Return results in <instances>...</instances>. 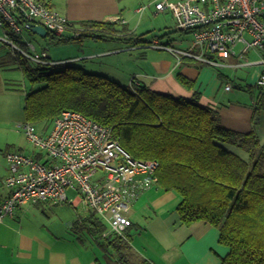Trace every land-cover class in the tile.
Masks as SVG:
<instances>
[{
	"label": "trees",
	"instance_id": "obj_1",
	"mask_svg": "<svg viewBox=\"0 0 264 264\" xmlns=\"http://www.w3.org/2000/svg\"><path fill=\"white\" fill-rule=\"evenodd\" d=\"M47 35L63 42L89 37L119 41L130 49L151 47L156 38H145L124 23L92 20L71 21L62 35L50 31ZM16 60L31 83L24 100L26 121L39 130L71 110L109 127L134 158L158 161L155 185L180 194L177 211L182 223L205 221L219 229L220 243L229 247L221 264H264V142L254 130L242 133L225 126L219 111L203 104L198 91L190 98L175 96L136 77L124 87L73 63H35L22 54ZM179 79L193 86L186 77ZM261 108L260 103L254 111V124L260 122ZM231 146L249 158H242ZM74 226L94 238L108 264H151L127 237L132 225L121 236L91 209Z\"/></svg>",
	"mask_w": 264,
	"mask_h": 264
},
{
	"label": "crops",
	"instance_id": "obj_2",
	"mask_svg": "<svg viewBox=\"0 0 264 264\" xmlns=\"http://www.w3.org/2000/svg\"><path fill=\"white\" fill-rule=\"evenodd\" d=\"M45 1L65 15L70 22L85 20L112 22L114 18L119 17L126 21L124 24L127 27L129 25L126 16L121 14L119 0H64L62 3L58 0ZM22 34L13 35L9 28L0 26L1 126L16 123L22 128L20 124L26 119L24 100L26 89L30 85L25 83L28 79L16 60L19 53L4 40V37L8 36L15 39L19 45L25 46ZM41 37L52 38L49 35ZM248 37L251 38L250 35ZM85 39L89 41H69L61 44V48L59 45L51 46L50 48L57 51V58L61 59L56 61L76 63L95 72L104 69L105 59H113L124 48L111 46L117 41L90 37ZM191 39L170 40L165 44L186 49L190 46ZM154 41L161 42L158 38ZM70 47L76 51L72 56L67 52ZM35 48L37 51L36 46ZM45 50L42 52H47ZM196 50L198 49H194L198 52ZM167 51L172 53L173 57L176 55L170 50ZM263 56L264 52L255 48L244 52L243 44L238 43L232 56L215 57L219 65L202 64L201 60L192 57L179 59L176 55L177 59L174 60L172 57L162 56L152 61L153 69L132 72V75L131 72H127L126 75L130 76L129 83L133 77H136L138 82L144 79L143 82L152 89L175 96L190 98L198 91L201 93L200 100L203 104L211 105L219 111L225 126L242 133L254 130L264 142V86H257V80L262 72V66L258 61ZM98 58L102 59L100 66L92 65L90 69L87 64H93ZM179 75L193 82V86L188 87L182 83ZM227 84H231L233 88L226 90ZM254 89L259 90L257 91L259 94L254 92ZM260 103L261 119L258 124H254L253 114ZM53 123L42 126L39 131L49 134ZM230 149L244 159L249 158V154L240 148L231 146ZM20 150L18 151L23 152ZM41 152L30 149L27 153L35 159L42 160L45 155ZM38 155L40 158H37ZM4 158V162H0V203L11 192L5 185L9 175V162L6 157ZM68 198V201L60 204V208L64 203H68L74 211L75 220H68L67 226L61 225V230L52 220L37 216L36 209L45 201L24 204L13 216H5L0 221V264H108L94 238L88 233L80 234L74 230L75 222L87 217L91 211L90 207L76 190H69ZM181 200L178 192L166 191L154 185L134 201L129 211L133 223L127 231V237L134 250L151 264H221L222 258L229 252V247L220 243L219 229L205 221L191 225L182 223L177 211ZM41 212L45 213L42 210ZM65 228L73 230L72 233L69 234V230L66 232Z\"/></svg>",
	"mask_w": 264,
	"mask_h": 264
},
{
	"label": "built area",
	"instance_id": "obj_3",
	"mask_svg": "<svg viewBox=\"0 0 264 264\" xmlns=\"http://www.w3.org/2000/svg\"><path fill=\"white\" fill-rule=\"evenodd\" d=\"M148 7L141 6L137 12L142 13ZM155 8L158 12L172 11L177 27L191 31V44L186 49L158 41L151 44V47L170 50L179 59L192 57L219 65L211 56L228 58L238 43L243 44L244 52L251 48L264 52V0H156ZM113 21L126 23L119 17ZM69 24L65 15L39 0H0V26L9 28L13 35L42 25L60 36ZM4 40L35 63L68 62L56 61L47 52H37L33 43L23 47L8 36ZM258 63L262 72L257 86L262 87L264 56ZM225 88L233 87L227 84ZM20 126L28 141L45 156L38 160L19 151L6 154L9 175L5 185L11 192L0 203V221L5 216H13L24 204L66 202L68 191L76 190L90 209L109 225L110 231L125 237L133 223L130 208L141 194L155 185L158 161L134 158L113 138L109 127L77 111H63L54 120L49 134L41 133L26 120Z\"/></svg>",
	"mask_w": 264,
	"mask_h": 264
},
{
	"label": "rangeland",
	"instance_id": "obj_4",
	"mask_svg": "<svg viewBox=\"0 0 264 264\" xmlns=\"http://www.w3.org/2000/svg\"><path fill=\"white\" fill-rule=\"evenodd\" d=\"M58 1L60 3L64 2V0ZM119 1L121 4L120 7L122 9L121 14L125 15L129 21V29L135 31L138 34H145V38L156 37L159 38L164 44L170 40L191 39V33L184 32L177 27V21L172 11L158 12L156 10V0ZM145 5H149L150 7L142 13H138L137 9ZM21 38L25 43H33L37 47V51L42 52L44 49H46L45 51L50 53V55L54 57L55 60H61L57 58V51L50 48L51 46L55 45H59L61 48V44H66L63 41L58 40V38H42L40 35L29 31H24ZM118 42L119 41L113 42L111 46L124 47L122 51H120L121 53L115 55L113 59H105L104 69H98L97 71L109 76L113 80L118 81L124 87H130L131 85V81L129 83L130 76L127 77L126 75L127 72H131L132 75V72L149 71V69H153L151 67L152 61L156 58H162V56L172 57L174 60L177 59L176 55L173 57L172 53L164 49H157L153 46L130 49L127 48V45ZM196 51L200 52L199 50ZM67 52H70V55L72 56L76 51L72 50V47H70ZM180 59H183V57H180ZM100 62H102V59L98 58L93 64L89 63L87 66L90 67V69H92V65L99 67ZM200 62L207 65L205 62ZM87 70L90 71L89 69ZM25 83L28 85L31 84L28 80H25ZM38 86V84L35 85V87ZM257 91L259 92V90L254 89V92L259 94ZM21 145H23L22 150H20ZM26 147H28L27 150ZM30 149H34L36 151L39 150L28 141L24 130L20 128L18 124L13 123L8 126H1L0 124V162H4V157H6V154L9 151L20 150L27 153ZM60 204L61 203L44 202L40 203L38 206L39 208L36 207L37 216H43L45 220H52L55 222V225L59 230H61V225L66 224L67 226L68 220H75V214L71 206L68 203H64V206L60 208ZM41 210L45 211V213L43 212V214ZM65 229L66 232L69 230V234L73 231L71 229Z\"/></svg>",
	"mask_w": 264,
	"mask_h": 264
},
{
	"label": "water",
	"instance_id": "obj_5",
	"mask_svg": "<svg viewBox=\"0 0 264 264\" xmlns=\"http://www.w3.org/2000/svg\"><path fill=\"white\" fill-rule=\"evenodd\" d=\"M31 32H34L35 34H39L41 36H46L48 31L47 29L42 25H35L31 28Z\"/></svg>",
	"mask_w": 264,
	"mask_h": 264
}]
</instances>
